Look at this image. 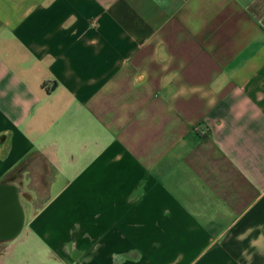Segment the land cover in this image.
I'll list each match as a JSON object with an SVG mask.
<instances>
[{
	"label": "crops",
	"instance_id": "obj_1",
	"mask_svg": "<svg viewBox=\"0 0 264 264\" xmlns=\"http://www.w3.org/2000/svg\"><path fill=\"white\" fill-rule=\"evenodd\" d=\"M0 264H264V0H0Z\"/></svg>",
	"mask_w": 264,
	"mask_h": 264
},
{
	"label": "water",
	"instance_id": "obj_2",
	"mask_svg": "<svg viewBox=\"0 0 264 264\" xmlns=\"http://www.w3.org/2000/svg\"><path fill=\"white\" fill-rule=\"evenodd\" d=\"M18 191L6 184L0 185V242L13 239L21 227Z\"/></svg>",
	"mask_w": 264,
	"mask_h": 264
}]
</instances>
